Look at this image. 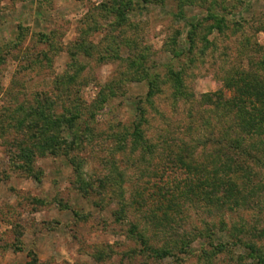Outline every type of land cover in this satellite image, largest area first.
I'll list each match as a JSON object with an SVG mask.
<instances>
[{
	"label": "rangeland",
	"instance_id": "rangeland-1",
	"mask_svg": "<svg viewBox=\"0 0 264 264\" xmlns=\"http://www.w3.org/2000/svg\"><path fill=\"white\" fill-rule=\"evenodd\" d=\"M107 1L0 0V114L6 109L13 114L22 105L23 112L39 111L36 117L48 126L67 121L70 110L78 109L76 135L89 141L84 150L67 151L62 139L69 141V132L54 125L49 141L59 137L61 146L46 150L39 134H0V264H252L245 262L247 247L264 250V169L255 168L263 180L250 193L249 209L220 215L201 202H185L163 215L157 186L184 175L174 164L164 165L159 139L179 136L192 122L184 105L173 107L168 92L146 103V82L123 60L144 46L147 67L163 74L161 66L169 60L164 42L175 39L184 54L189 22L204 19L198 38L206 37L213 47L205 49L197 40L193 56H182L176 67L188 68L186 84L196 96L216 92L222 84L214 77L234 67L240 41L247 44L244 65L250 46H264V32H257L264 24V0H165L145 7L134 0L125 23L115 9L99 7ZM210 14L222 18V34H209ZM235 24L242 29L236 31ZM190 58L195 61L189 67ZM69 75L74 79L66 80ZM101 94L107 102L95 109ZM138 104L146 110L142 133L161 148L150 156L132 151L130 137L115 152V136L130 134L138 121ZM21 143L26 150L13 160ZM232 224L245 245L228 238ZM206 226L216 234L215 245L229 244L210 261L199 258L202 247L211 249ZM200 231L207 240L193 242L190 253L170 250Z\"/></svg>",
	"mask_w": 264,
	"mask_h": 264
},
{
	"label": "trees",
	"instance_id": "trees-1",
	"mask_svg": "<svg viewBox=\"0 0 264 264\" xmlns=\"http://www.w3.org/2000/svg\"><path fill=\"white\" fill-rule=\"evenodd\" d=\"M163 1L165 0H138L137 2L145 7L151 4L162 5ZM133 5L134 0H108L105 6L100 4L99 7H103L105 10L115 9L118 12V21L125 23L129 22L128 14ZM208 17V19L213 20V23L207 27L209 34L215 31L222 34L226 28L222 23V18L217 14H210ZM203 21L205 20L197 18L195 21L189 22L190 30L186 36L189 48L184 54L182 51L179 52L178 42L175 39L172 38L170 41L164 42V52L169 55V60L161 66V68L164 67L163 74L159 71L154 73L147 67V51L144 46H140L137 53H130L131 58L127 57L123 60L126 62L129 72L136 75V79L146 82V103L150 102L152 105L155 97L168 92L167 97L173 107L177 108L179 104L184 105L187 118L192 122L191 129H184L179 136L166 134L162 140L159 139L160 134L158 136L161 144L159 146L165 147V150H161L163 151L161 158L164 159V165L174 164V167L184 175L181 181L172 185L163 183L157 186L158 209L166 207L163 215L168 209L173 211L179 209V206L185 202L188 205L201 202L205 208L211 211L216 209L220 215L241 208L249 209L250 193L255 191L258 184L263 180L262 178V180L257 179L255 168L261 166L264 169V46H260L256 42L253 44L254 47L250 46V59L244 65L243 56L248 55L245 46L247 44L243 40L240 41L236 57L237 62H235L234 67L226 68L224 66L226 69L223 68L222 75L214 77L218 78L217 80L222 84L220 90L196 96L186 84L185 78L188 75V68H177L176 65L179 64L182 56L185 58L186 56L187 58L193 56V49L197 48V40L204 43L203 48L205 49L208 46L213 47L212 41L210 43L206 37L198 38L203 29ZM235 25L236 31L242 29L241 25ZM257 28V32H264L263 23ZM205 49L202 51L204 52ZM188 60L190 67L195 60L191 58ZM72 75H69L66 80L74 79ZM223 89L229 91L228 96L222 92ZM99 97L100 100L96 102L95 109L102 108L108 99L105 94H101ZM41 107L36 108L40 109ZM24 109L21 105L13 114H10L7 109L3 110L0 114L1 135L7 137V134H32L33 132V134H39L37 137L41 139L45 137L40 146L46 150L52 145L53 147L61 146L59 137L55 142L52 140V145L49 141V127L54 125L53 129L60 130L64 127V130L69 132L70 140L62 139V145L67 151L70 148L72 150L87 148L85 145L86 138L76 135L79 134L77 133V125L79 126L82 118L80 110H70L72 112L69 115L70 119L67 121H49L47 126L45 122H39V117H36L39 115V111L32 114L23 112ZM92 109L94 108L91 106L88 110L89 115L90 111H93ZM136 112L138 121L134 123L132 132L115 136L118 147L115 152L123 150L126 139L130 137L132 151L140 149L142 153L150 156L156 149L160 150L161 148L142 133L141 126L147 123L146 110L138 104L136 105ZM92 115L93 112L90 117ZM32 116L33 120L29 119ZM74 120L77 122L75 123ZM84 122L83 119L82 124ZM17 150L19 154H12L10 157L13 160L21 158L20 152L26 148L21 143L17 144ZM255 178L257 179L256 183ZM165 204L166 206H164ZM157 223L161 225L158 221ZM220 225L225 227V222L220 220ZM235 230L241 232L236 224H232L230 230L228 229V238L235 240L234 245L238 244L239 246L243 242L240 237L242 233L238 236ZM204 232L207 234L205 237L209 240L207 245L211 249L202 247L200 259L204 260L203 257H205V261H210L212 257L227 251L228 243L214 244L215 232L207 226ZM203 235L204 233L200 231L192 237L185 236V240H183L184 238L179 239L181 243L172 245L170 250L181 254L190 253L193 242L197 239L207 240L203 238ZM247 249L246 263L252 259V264H264L263 248L249 245ZM167 253L165 252V254Z\"/></svg>",
	"mask_w": 264,
	"mask_h": 264
}]
</instances>
